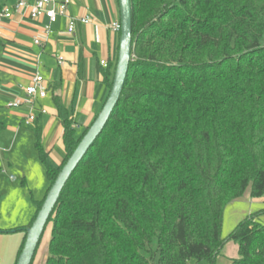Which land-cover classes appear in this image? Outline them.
<instances>
[{
	"label": "trees",
	"instance_id": "16d2710c",
	"mask_svg": "<svg viewBox=\"0 0 264 264\" xmlns=\"http://www.w3.org/2000/svg\"><path fill=\"white\" fill-rule=\"evenodd\" d=\"M131 9L122 94L48 220L45 264H215L229 241L230 264H264V209L222 237L227 205L249 188L264 196V0H131ZM54 103L62 164L47 160L39 133L35 144L49 190L90 128L79 132ZM44 200L20 229L18 258Z\"/></svg>",
	"mask_w": 264,
	"mask_h": 264
},
{
	"label": "crops",
	"instance_id": "0c3cea01",
	"mask_svg": "<svg viewBox=\"0 0 264 264\" xmlns=\"http://www.w3.org/2000/svg\"><path fill=\"white\" fill-rule=\"evenodd\" d=\"M18 1L8 0L7 4L11 6ZM27 1L33 3L36 0ZM68 15H89L91 21L88 24L78 23L75 32L69 33L68 17L60 16L43 47L36 45L34 38L41 34L43 24L48 22L45 17L32 20L29 12L23 10L0 26L1 44L9 43L5 45L3 57L0 58V122L5 125V129L0 131V164L5 160L10 166L27 163V166L19 167L23 173L13 169L16 177H9L13 183L10 190L15 191L14 197L9 198L10 192L8 194L7 189L0 191V197L6 193L4 205H0V222L4 212L9 216L3 227L0 225V264H16L25 236V232L20 229L32 222L38 210V202L46 197L50 187L46 166L35 146L37 133L47 153V160L52 165L60 166L66 156L64 128L54 99H61L81 132L92 125L110 93L105 82L107 70L101 65V60H107L110 73L114 74L120 32L115 31L112 24L120 21L119 0H72ZM38 55L40 63L36 66ZM58 55L65 58L62 64L58 63ZM37 70L44 75L49 89L48 96L38 103L47 112L39 113L33 126H26L23 120L28 112L27 106L12 109L8 103L24 95L25 88ZM37 161L42 165L38 166V180L33 172ZM28 163H32L33 170ZM19 181L20 188L17 187ZM10 182H7L8 185H11ZM224 249L222 252L225 255ZM236 257L238 254H229L226 264H230L229 261Z\"/></svg>",
	"mask_w": 264,
	"mask_h": 264
},
{
	"label": "water",
	"instance_id": "95a60500",
	"mask_svg": "<svg viewBox=\"0 0 264 264\" xmlns=\"http://www.w3.org/2000/svg\"><path fill=\"white\" fill-rule=\"evenodd\" d=\"M119 6L121 22L120 46L113 84L109 96L97 118L94 120L68 161L59 172L57 178L47 193L34 222L29 228H27L24 247L16 264H32L37 247L45 232L48 220L60 198L66 183L86 153L102 133L122 94L130 61L132 59L133 49L131 0H119Z\"/></svg>",
	"mask_w": 264,
	"mask_h": 264
},
{
	"label": "built area",
	"instance_id": "2783aa9c",
	"mask_svg": "<svg viewBox=\"0 0 264 264\" xmlns=\"http://www.w3.org/2000/svg\"><path fill=\"white\" fill-rule=\"evenodd\" d=\"M72 0H36L33 3L27 0H19L14 5H7L0 10V26L6 21L12 19L13 15L17 12L26 10L29 12V17L32 20H39L46 18L48 22L43 24L41 28V34L34 38V43L43 47L49 40L53 33V25L58 22L59 17L65 15L68 17V32L73 33L76 30L78 23L88 24L91 21L89 15L82 17H72L68 15V9ZM112 28L115 31L121 30V22L116 21L112 24ZM64 56L58 55L57 60L59 64L64 62ZM40 63V56L36 57V66ZM101 65L104 68L108 67V62L105 59L101 60ZM48 86L44 75L37 70L31 83L25 88V93L21 97H17L13 101L8 103V107L12 109L20 108L21 106H27L28 112L24 117V124L26 126H33L38 118V114L46 113L47 110L43 106H39V100L48 96Z\"/></svg>",
	"mask_w": 264,
	"mask_h": 264
},
{
	"label": "rangeland",
	"instance_id": "374dc122",
	"mask_svg": "<svg viewBox=\"0 0 264 264\" xmlns=\"http://www.w3.org/2000/svg\"><path fill=\"white\" fill-rule=\"evenodd\" d=\"M30 41H29V43H30ZM4 44L7 45L9 43L4 42ZM5 45H2L0 43V58L3 57ZM22 110H25V108H23ZM16 160L17 159H15V161ZM31 164L28 163V166L30 167ZM39 165L42 166L41 163L39 161H37V164L34 165L35 170H33L32 166L30 167V169L33 170L37 180L39 179V176H40V172L38 173V166ZM20 166H22V167L27 166V163L26 164L25 163L18 164V165L13 164L10 166V164H8L7 161L5 160L2 164H0V191H3V190L5 191L7 189L6 192L8 194L10 192L9 198L14 197V193H15L14 190H12V189L10 190V188H12L11 186L13 183H11L9 181V177L11 175H14V176L16 175L15 172H13V169L17 170L19 173H23V172H20V170H21L19 168ZM3 176L8 177V179L7 178L5 179ZM7 182L8 183L10 182L11 185H8ZM20 184L21 183L19 181L17 184V187H19ZM1 188H3V189H1ZM0 194H1V192H0ZM5 196H6V193L2 194V196L0 197V201L2 200L0 205H4L3 201H4V199H6ZM262 209H264V196L263 197H252L251 193H250V188H249L242 198L235 200L226 206L225 211H224V222H223V228H222V237L224 239L228 238L229 235L232 233V231L236 228V226L243 219H245L250 214H255V213L259 212ZM8 217L9 216H7V212H4L3 213V220H1V222H0L1 226L3 225L5 220H8ZM258 220L264 224V214H260ZM51 230H52V224H48V226L46 227L45 232L42 236L41 242L39 244L38 250L35 254V257H34L32 264H45L47 256H48V244H49V241L51 238ZM225 250H226L225 255L223 254V252H221V254L217 257L215 264H226L228 261L227 257L229 254L230 255L238 254V245L234 241H229L225 245L224 251ZM227 253H228V255H227ZM231 261H229V262H231ZM155 264H157V263L155 262ZM191 264H195V261H192ZM202 264H208V263L203 262Z\"/></svg>",
	"mask_w": 264,
	"mask_h": 264
}]
</instances>
